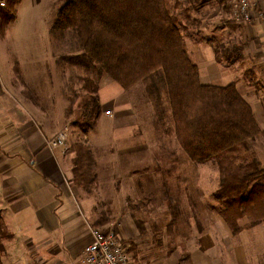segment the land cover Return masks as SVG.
<instances>
[{"label":"crops","instance_id":"obj_1","mask_svg":"<svg viewBox=\"0 0 264 264\" xmlns=\"http://www.w3.org/2000/svg\"><path fill=\"white\" fill-rule=\"evenodd\" d=\"M254 1L260 8H257L258 11L253 9L250 22L233 20L224 6L230 19L224 20L223 27L217 29L215 40H205L200 33L198 38L188 37L186 45L192 61L199 68L203 85L226 87L234 84L252 108L262 133L253 141L247 153L264 170V100H259L258 96L264 91V0ZM25 5L32 12L26 14L23 21L30 28L29 32L16 38L25 40L21 47L16 43L12 31L21 23ZM1 9L0 13L4 11ZM52 10L51 0H21L13 12L15 20L7 25L5 34L0 35V216L4 229L11 235L9 239L1 241L5 249L1 264H83L85 248L93 242L92 229L96 225L93 223L96 213L93 199L82 194L72 182L75 160L80 151L70 149V146L53 148L48 144L64 128L68 130L70 122L76 123L82 98L76 87L66 86L64 89L60 85L62 93L57 90L53 99L54 91L47 88L48 84H40L42 79H46L45 71L41 73L40 69L34 67L31 74L30 60H26L27 57H41L32 48L25 49L28 42L33 41L31 35L37 36L35 19L42 26L46 25L47 48L49 52L52 51L50 31L56 19ZM13 45L16 49L11 50ZM221 45L231 49V61L217 60L215 48ZM70 60L73 59H62V62L64 65L72 64ZM53 72L54 79H57L56 66ZM78 79L81 80V77ZM97 87L96 97L101 113L96 125L86 132L75 124L74 127L80 130L84 140L92 144L89 146L90 152L103 154L101 160L98 157V162L103 161L105 165L109 163L105 153L114 151L118 157L122 152L137 153V142L142 139V134L137 132L141 118L136 111V95H144L149 101L151 99L145 84L139 83L125 90L107 75L100 76ZM142 87L143 90L140 89ZM41 88H45L44 99L39 93V100L29 97ZM25 89L31 90L32 94L27 95ZM85 94L88 95L87 88ZM151 101L155 108L153 115L157 118L153 136L156 134V139L162 136L167 140L173 139L178 145L174 151L176 149L177 154L182 153L188 158L173 128L164 127L165 116L171 113L160 114V108L155 107L154 100ZM164 103L165 110L167 102L164 100ZM98 179H103L106 184L114 182L104 174ZM122 192L123 189L119 195ZM119 200L124 218L119 224V235L124 239L138 238L130 220L125 219L133 216L128 214L124 199L119 197ZM242 221V229L234 234L220 216L201 231L197 230L193 237L188 232L186 238L180 241L182 244H177L167 256L150 257L140 249L137 252L136 248L134 262L264 264V216L254 224L250 221L249 213L244 215ZM184 250H189L191 257L185 259Z\"/></svg>","mask_w":264,"mask_h":264},{"label":"trees","instance_id":"obj_2","mask_svg":"<svg viewBox=\"0 0 264 264\" xmlns=\"http://www.w3.org/2000/svg\"><path fill=\"white\" fill-rule=\"evenodd\" d=\"M7 1L15 11L21 0ZM59 1L62 6L50 33L52 38L60 40L66 31L73 32L81 53L74 59L88 60L98 69L99 76L107 75L125 90L145 84L147 95L154 100L155 107L160 108V114L171 113L173 133L192 162L205 164L226 157L219 162L221 185L215 198L227 208L228 213H223V218L233 233L242 229V216L235 214L243 207L251 209L248 211L251 223L262 219L264 170L247 153L250 142L255 141L262 130L252 108L234 84L217 87L201 83L199 68L186 45L188 37H199L191 31L197 21L190 24L189 18L187 25L180 19L179 0ZM188 13L185 9L181 15L188 18ZM14 20L13 14L1 11L0 35L5 34L7 25ZM230 51L217 46V60L231 61ZM84 82L88 95L78 105L75 125L86 132L96 125L101 107L96 97L98 87L92 89L94 83L90 88L92 82ZM164 100L167 102L165 110ZM85 155L90 161L94 159L89 150ZM79 158L80 152L74 173L81 166ZM72 182L78 185L76 178ZM10 237L0 216V264L5 252L1 241ZM185 257L187 259L188 254Z\"/></svg>","mask_w":264,"mask_h":264},{"label":"rangeland","instance_id":"obj_3","mask_svg":"<svg viewBox=\"0 0 264 264\" xmlns=\"http://www.w3.org/2000/svg\"><path fill=\"white\" fill-rule=\"evenodd\" d=\"M179 2L182 5L179 9L180 19L187 25L189 18L190 24L194 19L200 22V25L196 22L191 27V31L197 37L201 33L204 39H208L210 42L215 40L214 36L218 34L217 29L223 27V21L230 19L226 15L227 11H224V6H227L226 4L230 6L231 0H179ZM6 3V7L2 8L3 12L13 14L14 10L10 9L7 0ZM51 3L53 16L56 14L57 17L62 5L59 0H51ZM257 6L256 3L254 11H258L257 8H260ZM185 9L189 11L188 18L185 16L187 13L181 15ZM31 12L32 10L25 5L22 9V21L20 24L18 23L16 32L12 31L16 43L21 47L25 44V40L16 38L29 32L30 28L23 21L26 20L25 15ZM229 13L231 14V10ZM35 22L37 36L31 35L33 41L28 42L25 49L32 48L41 57L26 58V60H30L31 74H33L34 67L40 69L41 73L45 71L46 79H42L40 84L42 86L48 84L47 88L54 91L53 99L56 98L57 90L60 92L61 85L64 89L66 86L76 87L75 90L83 100L87 86L84 80L92 82L89 83L90 88L94 83L92 89L94 86H98L100 78L98 69L92 67L88 60L77 61L74 59L80 57L81 53L77 38L72 31H66L60 40L51 36L52 51L49 52L46 42L48 40L46 25L43 24L42 26L38 19H35ZM228 40L227 38V41L224 40V42H228ZM10 49L16 48L13 45ZM63 54L64 56H61ZM68 57L73 59L70 60L72 64H65V66L62 59H69ZM193 59L197 62L196 58ZM55 66L57 79H54L53 70H55ZM79 76L81 80L78 79ZM41 89H36L34 95H31V90L25 89V93L31 95L29 97L34 100H39V93L44 99L46 96L45 88ZM140 89L143 90V87ZM258 94L259 100H264V91L262 94ZM143 96L136 95L138 105L136 111L140 113L139 118H141L140 130L137 132L142 134V139H138L137 142L139 144L137 153L122 152L119 157L114 154V151L113 153H105L109 163L104 165L103 161L98 162V157L101 160L103 154L97 153L95 155L91 151L94 157L91 159L92 163L85 155V151L90 150L89 146L92 144L81 137L80 130L74 127L75 121L67 125L68 130L65 128L62 130L68 134L66 146L80 151L81 166L77 173L73 171V179L76 178L80 192L93 199L94 208H96L93 219V223L96 224H94L95 228L105 233L112 230L119 234V229H121L119 224L124 218L118 198L121 197L126 202L128 214L133 217H126L125 219L130 220L138 238L124 239L122 236L120 237L134 259L136 248L137 252L140 249L150 257L167 256L177 244H182L180 241L186 238L188 232L193 237L197 230L201 231L204 226L214 223V220L220 216L223 218V213H228L227 208L222 207L221 202L215 198L221 185L219 162L225 160L226 157L211 160L203 165L197 164L190 161L184 154H177L176 149L174 151L178 145H175L173 139L167 140L163 136L156 139V134L155 137L153 136L154 122L157 121L153 115L155 108L153 109L152 101ZM166 117L167 115L165 116L164 127L170 129L172 128L171 116L169 114ZM59 134L60 132L54 139ZM252 144L254 142H250L251 146ZM227 158H231V156ZM175 161L177 163L173 164ZM103 174L114 182L111 184L103 183V179H98V176ZM87 182L92 183L88 185ZM121 189L123 192L119 195ZM248 211L251 209L243 207L241 211L237 210L235 215H241L243 219L244 215L250 213ZM244 220H248V218H244ZM240 223L243 221L240 220ZM188 251L184 250L183 254L188 253V256L191 257V253Z\"/></svg>","mask_w":264,"mask_h":264},{"label":"built area","instance_id":"obj_4","mask_svg":"<svg viewBox=\"0 0 264 264\" xmlns=\"http://www.w3.org/2000/svg\"><path fill=\"white\" fill-rule=\"evenodd\" d=\"M6 0H0V7H6ZM254 0H231L230 10L233 19L248 23L252 19ZM68 134L60 132L56 139L48 142L50 147H66ZM93 242L85 248L83 264H136L119 234L105 233L92 229Z\"/></svg>","mask_w":264,"mask_h":264}]
</instances>
